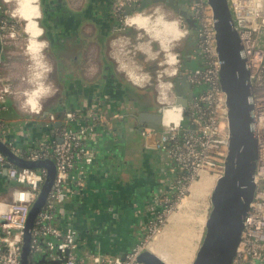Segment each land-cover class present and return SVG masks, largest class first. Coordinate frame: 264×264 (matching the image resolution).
Returning a JSON list of instances; mask_svg holds the SVG:
<instances>
[{
  "label": "built area",
  "instance_id": "obj_1",
  "mask_svg": "<svg viewBox=\"0 0 264 264\" xmlns=\"http://www.w3.org/2000/svg\"><path fill=\"white\" fill-rule=\"evenodd\" d=\"M5 1L0 0L2 43L5 37L13 33H9L8 30L11 17L5 12ZM177 1L192 13L196 21L194 27L196 47L191 56L199 60V63L187 69L185 73L194 87L201 86L202 89L194 91L187 106H182L179 111L168 109V106L176 102L168 100V90H160L164 103H161L163 118L159 124V133L156 134L150 125H145L141 129L143 135L155 132L157 135L154 139L155 147L164 151L173 161L174 170L179 171L173 183L175 198L165 196L160 199L161 208L151 206L150 210L155 216L149 220L147 231L156 230L158 223H163L172 212H175L173 209L180 206L179 200L183 201L187 197L194 181L205 173L215 177L221 176L229 153L228 105L226 92L221 86V60L213 7L208 0ZM142 2L143 0H114L115 13L123 26L137 28L138 34L144 27L135 22V18H151L155 12L165 14V10L160 9V3L165 1L152 2L143 8ZM229 3L241 38L239 52L251 71L249 101L253 110V127L257 142L255 193L231 264H264V0H229ZM154 4L157 5L152 9ZM128 6H132L129 13L126 12ZM173 16L176 17L177 25L183 32L182 36L173 42L174 45L192 27L183 22L184 17L179 13ZM164 52V63L167 67L157 71L158 86L164 84L162 80L164 72L169 77L180 73L178 51L175 54L178 58L173 64L169 63L168 59L170 51ZM1 58L0 53V110L6 97L14 93L13 85L6 82L1 75ZM138 75L140 74L135 73L134 80L141 85L144 84L148 74H141V79ZM172 82L171 80L170 86ZM25 106L29 107L23 100L22 107ZM44 111L45 109L40 106L36 111L30 108L29 112L41 115ZM109 116V110L100 106H94L87 111L67 107L61 115L55 110L50 111L46 125L54 130L52 139L44 142L45 145L42 147L24 153L7 138L8 130L0 113V136L13 151L29 159L51 157L56 164L52 187L32 230L30 264H47L36 256H44L47 261L61 259L58 264H146L139 259L142 250L147 248L148 243L145 240L135 244L125 254L100 252L80 254L77 251L78 233L75 227L71 224L61 226L57 223L58 207L71 189L70 179L75 175L77 184L82 185L87 166L95 158V150L89 145L88 139L94 136L100 123L110 124ZM58 120H61L60 126L55 125ZM56 135L62 139L59 141ZM0 169L5 170L6 175L16 183L10 190L9 200H5L0 191V219H3L0 220V264H22L26 221L30 207L41 190L47 170L45 167L17 166L1 150ZM75 172L76 174H73ZM3 203L6 205L1 208ZM66 249H69L67 253Z\"/></svg>",
  "mask_w": 264,
  "mask_h": 264
},
{
  "label": "crops",
  "instance_id": "obj_2",
  "mask_svg": "<svg viewBox=\"0 0 264 264\" xmlns=\"http://www.w3.org/2000/svg\"><path fill=\"white\" fill-rule=\"evenodd\" d=\"M14 10L26 21L24 29L33 37L29 47L36 59L35 63H43L44 66L43 71L34 73L36 75L32 79L37 81L35 86L24 90V100L36 111L41 106L40 99L54 90L52 81L47 82L49 84L45 82L48 73L44 74V70L52 69L51 64H45L48 61L47 55L43 53L46 42L35 38L43 34L39 23V0H16ZM134 21L152 37L159 39L167 50L182 35L176 20L144 17L135 18ZM117 52L114 47V56L119 63ZM42 55H46V58L42 59ZM168 59L173 64L176 61L175 53L169 52ZM132 75H135L133 70L130 72ZM138 77L141 79V74ZM119 98L116 97L115 105L107 108L110 124L100 123L97 132L88 139L89 145L95 150V158L87 166L83 184H77L74 175L69 181L71 189L58 207L57 223L75 227L78 233L77 251L80 254H125L143 240L149 220L155 216L150 210L151 206L161 208L160 199L164 195L174 194L176 173L173 161L154 145L159 129L153 126L151 119H138L134 115L138 107L127 105ZM56 105L54 103L50 111L58 110ZM0 113L8 130L7 138L24 153L42 147L55 134L54 130L42 124L44 117L37 113H25L9 101L3 103ZM129 121L133 123V130L141 132L143 126L150 125L156 134L154 132L143 135L139 140H131L127 132ZM15 185L5 170L0 169V191L5 200H9L10 190ZM5 203L1 208H4Z\"/></svg>",
  "mask_w": 264,
  "mask_h": 264
},
{
  "label": "water",
  "instance_id": "obj_3",
  "mask_svg": "<svg viewBox=\"0 0 264 264\" xmlns=\"http://www.w3.org/2000/svg\"><path fill=\"white\" fill-rule=\"evenodd\" d=\"M157 1H165L172 5L191 27H195L196 21L192 17V13L177 0H143L141 7ZM208 1L214 10L218 53L221 60V86L227 96L229 153L226 157L224 172L213 187L212 207L205 221L202 240L191 264H231L256 188L254 173L257 161V142L253 127V110L249 101L252 77L250 68L245 64V58L239 52L241 38L235 26L229 0ZM131 9L132 6H128L126 12L129 13ZM1 50L2 41L0 38V53ZM176 89L178 92L176 103L186 107L188 104L186 90H188L189 96L194 93L186 73L178 76ZM48 113L45 110L41 115L44 117L41 122L45 126H47ZM185 113L187 114L186 110ZM154 115L156 117L151 118L153 126L159 129L162 120L161 113ZM55 125L60 126L61 120H58ZM57 139L60 141L62 138L58 135ZM0 150L17 166L45 167L47 170L41 190L30 207L24 229L22 264H30L32 230L36 217L52 187L56 164L51 157L29 159L21 156L13 151L1 136ZM68 251L69 249H66V253ZM38 259L46 261L47 264H58L61 261V259L47 261L44 256H40ZM139 259L146 264H169L148 247L142 250Z\"/></svg>",
  "mask_w": 264,
  "mask_h": 264
},
{
  "label": "flooded vegetation",
  "instance_id": "obj_4",
  "mask_svg": "<svg viewBox=\"0 0 264 264\" xmlns=\"http://www.w3.org/2000/svg\"><path fill=\"white\" fill-rule=\"evenodd\" d=\"M150 4L152 2L148 5ZM39 5V23L46 39L48 57L53 62L51 72L57 83L55 89L58 90L59 98L55 104L59 110L74 107L87 111L94 106L107 109L115 105L116 97H120L119 99H123L127 105L138 107L137 113H134L138 119L155 118L154 114L157 113H161V119L163 118L162 104L155 103L149 95V92L153 91L148 87V83H153V73L148 74L146 82L139 85L131 79L130 73L122 74L117 64L114 56L116 34L130 35L132 28L123 26L117 17L114 0H39ZM183 22L187 23L185 18ZM192 35L194 36L193 27L173 45L174 49H178L180 72L170 77L173 82L169 89L175 102L178 97V76L194 67L189 62L193 59L191 54L196 47V40L192 38L195 44L189 40ZM142 36V32L138 34L136 31V37ZM186 48L190 49V53H185ZM150 49L156 53L152 54L154 63L148 66V69L157 72L166 68L163 49L152 42ZM139 56L143 63L149 60L146 55ZM190 85L194 90L191 82ZM186 95L189 101L192 95L189 96L188 90ZM140 104L144 105L140 107ZM177 105L178 108L168 106V109L178 111L182 106L178 103ZM46 111L50 112V109L47 108Z\"/></svg>",
  "mask_w": 264,
  "mask_h": 264
},
{
  "label": "rangeland",
  "instance_id": "obj_5",
  "mask_svg": "<svg viewBox=\"0 0 264 264\" xmlns=\"http://www.w3.org/2000/svg\"><path fill=\"white\" fill-rule=\"evenodd\" d=\"M156 5L157 4L152 5L153 7L151 8L154 9ZM15 6L16 0L5 1V12L11 17V25H9L8 30L9 33H13L3 39L1 50V75L4 77L6 82L11 83V85H13L14 87V93L12 95H8L5 101H9L11 104L17 106L25 113H33L29 112L30 108L28 106L22 107V103L25 97L24 92H26L24 90L32 89L35 86V83L37 81H35V79H32L33 76L36 75L34 73L38 70L43 71L44 66L43 63H35L36 59L34 58L32 54L33 52L29 47V41L33 37L24 29L26 21L22 17L15 14ZM172 8L173 7L167 2L160 3V9H164L165 14H163L162 12H155L151 19L155 20L158 16L166 20H175L176 17H174L173 15H176V12ZM141 30L143 33L142 38L136 37V31H138L137 28H132L129 33L130 35L126 33L116 34L117 38L114 47H116L118 51L116 56L120 57V62H117V64L120 66V71L122 72V74L124 73L125 75L127 73H130L132 70L136 74L139 73L152 75L153 73V83H148V87L153 90L149 92L150 98H152L155 103H164V98H161V91L168 90V97H166L171 101L174 98L172 96V92L169 89L171 82L169 75L164 72V76L162 79L164 84L158 86L159 79L157 76V72L148 69V66L153 65L154 63L152 54L156 53H153L154 51H151L150 49L151 42L152 44H155L158 48H160V41L152 37L150 33L146 31V29L142 28ZM35 38L38 40H44L46 42L43 34ZM192 38H194L193 35L189 39L190 42ZM192 43L195 44L193 40ZM161 49H163V52H167V50H165L163 47H161ZM168 50L175 54H177L178 51V49H174L173 47L172 49L169 48ZM43 53L47 55L48 59L45 64H52L53 62L48 57L46 46L44 47ZM141 54L146 55L149 59L146 60V63H143V61L139 59L141 58L139 56ZM46 55H42V59L46 58ZM176 58H178V56H176ZM189 62L193 66H196L199 63V60L193 58ZM46 73H48V75ZM44 74H46L45 82L47 83L52 81L54 87V90L52 92H49L40 99L41 106L44 109H47L54 105L55 101H57V99L59 98V95L58 90L55 89L57 88V83L54 80L53 72H51L50 70H44ZM131 79L134 80L133 75ZM200 89H202L201 86L194 87L195 92L199 91ZM171 106L177 107L178 105L176 103L175 105ZM128 125L129 126L127 132L131 140H135V138L136 140L143 138V134L140 131H138L137 129L133 130L134 126L131 121H129ZM204 175L203 178H201V180L196 183L192 191L188 192L186 197L188 199L186 203L181 206L180 210L179 207H175L173 209V211H179L171 219L169 230H167L163 234L161 239H159L158 241H153L154 236L167 226L168 219L161 224L158 223L156 230L149 229L147 231V228L145 235L142 237L143 240H145L147 243H150V245L154 247V252L161 256L169 264H181V258L184 256L193 255L197 251L202 240L205 230V221L212 207L211 193L217 179L220 177H215L212 174H209V176ZM209 182L211 187L208 191V189H205V186H207ZM206 191H208V194H205ZM165 196L166 195H164V197ZM181 202L182 200H179V203ZM36 258L38 259L39 256H36Z\"/></svg>",
  "mask_w": 264,
  "mask_h": 264
},
{
  "label": "bare ground",
  "instance_id": "obj_6",
  "mask_svg": "<svg viewBox=\"0 0 264 264\" xmlns=\"http://www.w3.org/2000/svg\"><path fill=\"white\" fill-rule=\"evenodd\" d=\"M182 34H183V32H182ZM181 36H182V35H181ZM183 39H184V38H183ZM159 63H160V62H159ZM159 69H160V68H159ZM172 105H173V104H172ZM181 106H182V105H181ZM207 175L209 176L208 173H205L204 176H207ZM201 178H203V176L200 177V179H198V180H196V181H194V182L192 183V185H191V191H192V189L195 187L196 183H197L198 181L201 180ZM210 178H211V177H210ZM210 181H211V180H210ZM211 183H212V182H211ZM210 187H211V185H210V182H209V184H208L207 186H205V189H208V191H209ZM208 191H206L205 194H208ZM210 191H211V190H210ZM187 199H188V198H185V199L181 202V204H180V206H179V210H180L181 206H183V204L186 203ZM179 210H177V212H178ZM177 212H176V211H175V212H172V213L169 215L167 226H166L163 230H161L160 232H158V233L154 236L153 241H158L159 239H161V237L163 236V234H164L167 230H169L171 219L173 218V216H174ZM151 242H152V241H151ZM147 247H148L149 249H151V250L154 252V247L151 246L150 243L147 244ZM195 253H196V252H195ZM195 253H194L193 255H191V256H184V257H182V258H181V260H182V261H181V264H191V261H193L192 259H193L194 255H195ZM166 262H167V261H166Z\"/></svg>",
  "mask_w": 264,
  "mask_h": 264
},
{
  "label": "trees",
  "instance_id": "obj_7",
  "mask_svg": "<svg viewBox=\"0 0 264 264\" xmlns=\"http://www.w3.org/2000/svg\"><path fill=\"white\" fill-rule=\"evenodd\" d=\"M195 41V40H194ZM191 51H192V49H191ZM190 53V49L189 48H186V50H185V53ZM181 109V108H180ZM180 109H178V111L180 110ZM57 113L59 114V115H61L62 113H63V111L62 110H57ZM174 172L176 173V175H175V178H176V176L179 174V171L177 170V169H175L174 170ZM173 198H175L174 196H173Z\"/></svg>",
  "mask_w": 264,
  "mask_h": 264
}]
</instances>
